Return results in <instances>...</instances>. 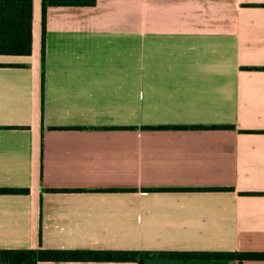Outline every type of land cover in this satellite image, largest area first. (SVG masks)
<instances>
[{
    "label": "crops",
    "instance_id": "obj_1",
    "mask_svg": "<svg viewBox=\"0 0 264 264\" xmlns=\"http://www.w3.org/2000/svg\"><path fill=\"white\" fill-rule=\"evenodd\" d=\"M40 1L31 53L0 54V187L28 188L0 247L264 264L174 254L264 252V0L48 5L43 61Z\"/></svg>",
    "mask_w": 264,
    "mask_h": 264
},
{
    "label": "trees",
    "instance_id": "obj_2",
    "mask_svg": "<svg viewBox=\"0 0 264 264\" xmlns=\"http://www.w3.org/2000/svg\"><path fill=\"white\" fill-rule=\"evenodd\" d=\"M95 0H41V61L44 53V32L46 8L48 5H92ZM32 40V0H0V54L28 55L31 53ZM43 76V73L41 77ZM42 87V82H41ZM228 125L214 126L227 127ZM40 172V176H41ZM50 190H68L67 188H49ZM224 189V187H214ZM28 188L0 187V193H24ZM139 251L131 249H80V248H6L0 247V264H37L41 260H103L135 261ZM183 256H201L219 258L236 256L242 258L264 259V252L244 253H174ZM141 264V260L139 261Z\"/></svg>",
    "mask_w": 264,
    "mask_h": 264
}]
</instances>
